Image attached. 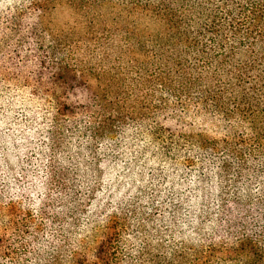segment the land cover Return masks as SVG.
<instances>
[{"label":"trees","instance_id":"1","mask_svg":"<svg viewBox=\"0 0 264 264\" xmlns=\"http://www.w3.org/2000/svg\"><path fill=\"white\" fill-rule=\"evenodd\" d=\"M24 1L0 12V88L31 117L3 131L0 110L3 190L44 126L49 155L0 204V264H130L128 221L164 197L168 219L216 223L212 260L195 246L166 264H264V0Z\"/></svg>","mask_w":264,"mask_h":264},{"label":"rangeland","instance_id":"2","mask_svg":"<svg viewBox=\"0 0 264 264\" xmlns=\"http://www.w3.org/2000/svg\"><path fill=\"white\" fill-rule=\"evenodd\" d=\"M5 1L8 0H0V12L2 13H6L8 11L7 7H12L11 10L15 11L14 9L16 7L24 8L27 6V3L24 0H10V2ZM73 21L74 20L70 12H60L54 15V23L57 26L65 27L67 24H72ZM5 86L6 88H0V110L3 108H7L8 106H12L14 108L13 110H10L12 113H9L7 115L2 114L5 116L2 122V129L3 131H8L11 128V125H14V121H19L23 126V124H27V121L31 117L29 116L28 111H21V109H17V106L13 105L14 100L12 98H14L15 95L12 90L9 91V89L12 88L7 85ZM25 112H27V116ZM161 121L162 123L164 122L163 120ZM191 122L192 120L186 119L185 124H190ZM164 124L165 126H169L171 128L178 127L179 129L184 125H178V122L176 120H169L167 122L165 121ZM196 124L197 126H195V128L193 127L192 129L200 128V126L198 125V121L196 122ZM46 127L47 126H44L42 128L41 136L35 137L38 140L37 143L33 142L32 140H29L33 143L31 148L27 147L26 152L28 154L27 156L29 157V159H27V165L24 166V173L19 172L20 168L13 172V184L11 185L13 188L9 186L6 190H3L4 185L7 184L8 178L10 179L11 171L3 168L0 165V202H2L0 204H6V202L8 203V200H11L10 198H15L14 200H16L17 196L15 194L18 191L27 188L29 185L27 183L28 175H26L25 172H31L33 168L32 164L35 165L37 162V159L34 158L37 157L39 159V163V161L42 160L39 156L44 157L45 154L49 155V152L47 151L46 136L48 127L47 129ZM210 128L213 127L210 126ZM192 129L189 127L185 128L186 131H190ZM107 153L108 152H106L105 154ZM2 158L3 155L0 151V164L3 160ZM152 180L157 183H162L165 181V179H163L161 176L158 178H152ZM153 198L156 199V196ZM21 200L23 202L29 201L27 195L24 196ZM158 202L159 207L156 210H152V203L150 204L151 211L145 221L141 217H135L134 220L128 221L127 231L123 235L121 241V258H123L126 262H130V264H132L133 262L134 264H141L142 262L139 257L141 254H143L145 264L151 263L154 257L159 258V260L161 261V263L159 264H166L168 261L171 260L172 257H176L182 254L180 253L181 251H188L192 247L197 246L199 250L203 251L201 257L204 261L207 258L208 260H212L213 254H210V251L207 246L201 245V242L203 240H207L208 238L210 239L213 236L216 223H212L211 219L209 218H206L205 221L202 219L201 227H203V231H201L200 235L193 229L192 225L189 223V208L184 209L180 217H177L174 220H170L165 216V209L162 208L161 205L163 202H168V197H164L162 200H158ZM8 211L9 213H11V216H7V219L13 218V221H15L14 216L16 215L17 220L29 218V215L23 209ZM89 219V216L87 218L82 217L80 219V224L82 225L78 226L79 228L75 231V234L72 233L71 237L77 236L78 238L83 239V236H89V233L87 231H83L84 228L88 226ZM28 222L32 226H39V221L29 220ZM48 228H50L51 230L54 229L53 223H50L45 230H49ZM73 240H75V238H73ZM215 256H218V259L220 261L217 264H223L220 260L222 258L221 253L216 252ZM26 261L28 264H39L35 260L34 255H31V257L27 258Z\"/></svg>","mask_w":264,"mask_h":264}]
</instances>
